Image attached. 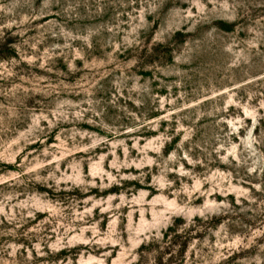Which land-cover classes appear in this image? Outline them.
<instances>
[{
  "label": "rangeland",
  "instance_id": "374dc122",
  "mask_svg": "<svg viewBox=\"0 0 264 264\" xmlns=\"http://www.w3.org/2000/svg\"><path fill=\"white\" fill-rule=\"evenodd\" d=\"M0 264H264V0H0Z\"/></svg>",
  "mask_w": 264,
  "mask_h": 264
},
{
  "label": "bare ground",
  "instance_id": "6f19581e",
  "mask_svg": "<svg viewBox=\"0 0 264 264\" xmlns=\"http://www.w3.org/2000/svg\"><path fill=\"white\" fill-rule=\"evenodd\" d=\"M172 204V203H171Z\"/></svg>",
  "mask_w": 264,
  "mask_h": 264
}]
</instances>
